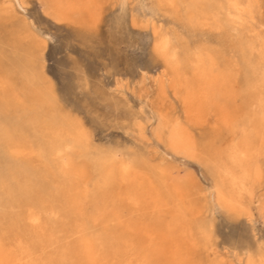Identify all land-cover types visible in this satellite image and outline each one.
Masks as SVG:
<instances>
[{"label":"bare ground","instance_id":"obj_1","mask_svg":"<svg viewBox=\"0 0 264 264\" xmlns=\"http://www.w3.org/2000/svg\"><path fill=\"white\" fill-rule=\"evenodd\" d=\"M109 1L40 0L44 12L55 20L88 26L98 22ZM167 1L175 5L174 0ZM26 4L27 0H0V22L14 20L16 7ZM259 5V0H231L228 4L232 12L252 19ZM241 16L236 17L237 22L244 26ZM261 17L264 29V16ZM144 24L150 26L149 22H142L141 26ZM152 26L158 33V27ZM27 29L16 32L15 40L40 48V35ZM155 49L164 66L157 76L144 74L140 91L145 105L159 111L160 118L152 132L160 139L166 133L168 146L175 153L195 159L199 149L191 126L211 124L215 130V141L209 148L216 175L214 203L233 215L246 214L251 220L247 198L253 199L264 176V86L251 90L249 116L241 123L235 64L223 67L205 49L183 62L167 36L157 39ZM256 49L263 61L261 35ZM14 88L0 66L1 105L22 102L24 97L13 93ZM169 91L181 99L184 121L168 119L172 105ZM47 92L35 88L34 101L38 105L50 102ZM82 127L77 121L68 120L63 126L47 128L52 163L44 166L46 187L33 189L15 211L2 219L0 264H225L214 246L213 225L205 217V201L196 195L198 185L191 169L186 171L189 179L184 180L173 172L172 166L161 162L149 160L141 167L133 165L118 155V148L117 152L98 150L100 153L95 155ZM144 134L141 131L140 136ZM68 137L70 144L64 142ZM0 139L6 142L10 154L21 159L31 160L40 152L36 153L26 138L14 137L4 128L0 130ZM247 264H264V259L255 263L249 256Z\"/></svg>","mask_w":264,"mask_h":264},{"label":"rangeland","instance_id":"obj_2","mask_svg":"<svg viewBox=\"0 0 264 264\" xmlns=\"http://www.w3.org/2000/svg\"><path fill=\"white\" fill-rule=\"evenodd\" d=\"M111 1L105 5L98 22L90 26L55 20L44 12L40 0H27L22 8L16 7L14 20L0 22V66L12 86L15 85L13 93L21 99L24 97L22 102L9 103L6 107L0 100V120L5 125L0 121L4 126L0 125V130L4 128L14 137L26 138L36 153L40 150L37 158L21 159L10 154L6 142L0 139V225L33 189L46 187L44 166L52 163L47 128L74 120L83 126L95 155L112 149L117 152L118 148V155L133 165L141 167L149 160L161 162L172 166L173 172L184 180L189 179L186 171L191 169L198 185L196 195L205 201V217L213 225L218 256L225 264H247L249 256L255 263L260 262L264 259V176L255 188L253 199L247 198L251 220L246 214L236 216L220 209L213 200L216 175L209 150L215 141L212 125L191 126L199 149L197 158L175 153L168 146L166 133L162 140L152 132L153 125L159 121V111L145 105L140 91L144 74L157 76L164 66L155 43L159 37L167 36L183 62L205 49L221 66L235 64L239 74V121L245 123L250 112L251 90L264 86V60L256 49L259 35L264 37L260 24L264 0H259L254 19L232 12L228 6L231 0H174L175 5L167 4V0ZM237 16L244 19V26L237 22ZM142 22H149L150 26L142 27ZM152 24L158 27V33ZM23 29L40 35L43 45L34 48L17 42L14 35ZM121 83L125 86L119 87ZM35 88L47 90L50 102L38 105L32 94ZM169 96L172 105L168 119L184 121L181 99L172 91ZM141 131L146 136H140ZM65 141L71 142L69 137ZM218 144L221 146L219 141ZM254 200H259L258 204ZM50 213L48 216H52Z\"/></svg>","mask_w":264,"mask_h":264}]
</instances>
